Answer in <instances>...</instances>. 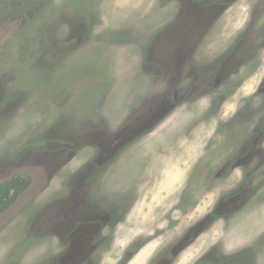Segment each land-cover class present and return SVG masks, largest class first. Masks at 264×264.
Masks as SVG:
<instances>
[{
  "label": "rangeland",
  "instance_id": "rangeland-1",
  "mask_svg": "<svg viewBox=\"0 0 264 264\" xmlns=\"http://www.w3.org/2000/svg\"><path fill=\"white\" fill-rule=\"evenodd\" d=\"M16 177L0 264H264V0H0Z\"/></svg>",
  "mask_w": 264,
  "mask_h": 264
},
{
  "label": "trees",
  "instance_id": "trees-1",
  "mask_svg": "<svg viewBox=\"0 0 264 264\" xmlns=\"http://www.w3.org/2000/svg\"><path fill=\"white\" fill-rule=\"evenodd\" d=\"M25 185V180L21 178H12L8 182L0 184V206L1 208L6 207L13 200L14 196L22 189ZM11 189L13 194H10Z\"/></svg>",
  "mask_w": 264,
  "mask_h": 264
},
{
  "label": "snow or ice",
  "instance_id": "snow-or-ice-1",
  "mask_svg": "<svg viewBox=\"0 0 264 264\" xmlns=\"http://www.w3.org/2000/svg\"><path fill=\"white\" fill-rule=\"evenodd\" d=\"M145 114H147V111H146ZM85 142H87V141H85ZM204 210H205V211H208V212L211 211V200L209 201V204H208V205H205V209H204ZM196 219L199 220V217H197ZM203 223H204V220H200V223H199V224H197L195 220L192 221V227H191L190 230H191V231H195L196 228L200 227ZM185 227H186V225H185ZM175 235H176V237H177V242H179L180 231L178 230L177 233H176ZM189 255H191V253H189Z\"/></svg>",
  "mask_w": 264,
  "mask_h": 264
},
{
  "label": "flooded vegetation",
  "instance_id": "flooded-vegetation-1",
  "mask_svg": "<svg viewBox=\"0 0 264 264\" xmlns=\"http://www.w3.org/2000/svg\"><path fill=\"white\" fill-rule=\"evenodd\" d=\"M13 190H14V189H11V192H10V194H13ZM0 208H1V206H0Z\"/></svg>",
  "mask_w": 264,
  "mask_h": 264
}]
</instances>
